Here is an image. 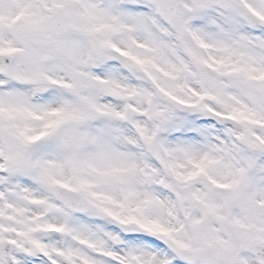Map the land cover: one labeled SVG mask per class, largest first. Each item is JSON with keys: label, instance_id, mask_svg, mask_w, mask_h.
<instances>
[{"label": "snow or ice", "instance_id": "6c2138e0", "mask_svg": "<svg viewBox=\"0 0 264 264\" xmlns=\"http://www.w3.org/2000/svg\"><path fill=\"white\" fill-rule=\"evenodd\" d=\"M0 264H264V0H0Z\"/></svg>", "mask_w": 264, "mask_h": 264}]
</instances>
